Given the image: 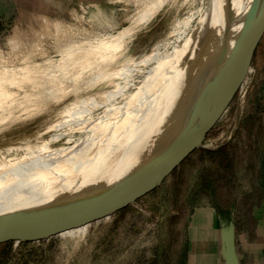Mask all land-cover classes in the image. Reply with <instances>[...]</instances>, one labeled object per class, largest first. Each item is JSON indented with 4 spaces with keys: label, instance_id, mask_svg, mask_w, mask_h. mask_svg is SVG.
<instances>
[{
    "label": "rangeland",
    "instance_id": "374dc122",
    "mask_svg": "<svg viewBox=\"0 0 264 264\" xmlns=\"http://www.w3.org/2000/svg\"><path fill=\"white\" fill-rule=\"evenodd\" d=\"M143 1L0 0V70L37 63L50 73L47 59L57 64L68 53L117 33ZM221 1L222 9L217 8ZM221 1L165 0L158 15L112 54L116 58L96 64L95 76L89 68L93 74L84 72L72 84V92L40 105L36 115L28 117L19 109L14 113L21 116L1 120L0 155L18 160L30 155L29 147L57 149L127 132L163 103L160 95L176 78V70L180 77L188 64L193 66L188 94H194L193 82L204 75L202 51L220 40L218 29L234 4ZM155 71L160 75L151 94L144 96L147 104L144 98L138 103L147 76ZM16 86L9 88L17 91ZM30 91L17 96L24 107L48 95L41 89ZM99 116L106 120L95 127L88 124ZM124 120L126 125L117 128ZM215 209L232 213L242 264H259L252 251L264 249V30L250 69L188 145L149 176L115 194L27 218L14 228L11 223L0 225V264H196L195 251L201 247L194 246L193 217Z\"/></svg>",
    "mask_w": 264,
    "mask_h": 264
},
{
    "label": "bare ground",
    "instance_id": "6f19581e",
    "mask_svg": "<svg viewBox=\"0 0 264 264\" xmlns=\"http://www.w3.org/2000/svg\"><path fill=\"white\" fill-rule=\"evenodd\" d=\"M164 1L165 0H144L141 3V6L137 8V11L135 13L133 12V15L130 17L129 23L117 33L109 34L108 36L105 35L104 39L100 38L101 40L99 43L97 42L98 44L96 43L97 45L95 44L90 46L89 44L90 48L81 49L80 52L78 51L76 53H68L66 57H61L63 59L60 58L61 60H59L60 62L57 61V64L56 62L52 60L49 61L47 59V61L50 62L49 65L52 66V68L50 67V70H52L51 72L49 71L50 73H48V71L46 72L41 66L36 65L37 63H33L32 65L27 64V67L23 68L21 66V68L18 69L5 68L1 66L0 111L2 112H0V121H6V119L9 118L12 119L16 116L14 112L19 109L22 110V112L24 111L28 115V117L36 115L38 114V112H36V108L40 105L42 106V104L44 105L46 104V102L53 100H62L64 96H67L69 92H72V84L74 83L75 86V84H77V80L81 77H84V72L86 73L89 68H92L91 70L95 69L96 64H98L101 59L107 57L109 59L112 54L120 50V48L124 45L126 39H128L137 31L139 32L142 27L146 26L150 21H152V19H154L162 10ZM230 1V3L234 2V4L232 3L233 5L230 6L231 8L229 9V11L227 10L228 12L225 15L226 21L223 24V28L218 29V31H221L220 40L218 38V42L209 45V47H207L208 49L202 51L201 55H203L204 58L202 60L200 59V61L205 62L203 63L205 67L203 68V71H201V73H204V75H200L199 78H196V80L193 82L196 84V90L194 94H188V87L190 85V81L192 80L189 70L190 67H193L191 66V64H188L185 65L182 71L179 73L180 77H178L179 71L176 70L177 76L176 74L175 76L172 75L173 79L175 77L176 78L174 80L172 79L173 81L171 82V84H169L170 86L168 85L169 87L167 88V90L165 89L166 86L163 87V89H165L166 91H164V93L162 94L160 93L161 95L159 94L161 97L158 96L161 99H164L163 103H161L151 113L142 117L140 121H138L136 125H134L127 132L118 134H104L105 136L102 135V137L100 136L99 139L93 138L94 140L87 144L71 145L60 147L57 149H39L37 147H34V149L32 150V148L29 147L28 150H31L30 155H22L18 160L15 158V156L0 155V194L9 195L8 193H10V191H17L19 190V188L25 186H44V188H47L51 185H55L56 183L61 182L64 185H69L73 181L89 179L107 171L114 166L124 164L134 158L137 154H139L151 141H153V139L158 134H160L171 123V121L180 119L183 115L195 108L199 103L201 104V102L206 99V97L209 95V93L217 83L227 54L229 53L233 43L237 39L240 27V19L245 12L246 0ZM220 3H222V1L218 2L219 5H217V8L222 7V4ZM214 8L213 11L217 10L216 8L214 10ZM227 8H229V6H227ZM213 16L211 18H213ZM206 21V23L210 22V20ZM206 27L207 26H205V28ZM205 30H203V35L207 38V35L209 33ZM97 41H99V39ZM113 57L115 56L113 55L112 58ZM108 59H105V61ZM110 60L107 62H110ZM109 65H111V62L109 63ZM100 66L102 67L100 68L103 69L104 65L100 64ZM107 67H109L108 64ZM56 69H58V71ZM101 69H99L98 71H100ZM174 69L175 68H173V70ZM191 70L194 71V68H192ZM95 71L97 70L95 69ZM93 72L91 71V73H88L87 71V74H93ZM174 72L175 70L173 71V73ZM198 72H196V75L201 74H198ZM96 73L94 72L93 76H95ZM158 73L159 72L155 71V73L152 72L149 76H147L146 82L141 88V93L139 92V97H137L138 103H142V99L144 98V96L146 98L149 93L148 91H150L151 88L154 87L153 85H155V83L157 84L156 80L157 77H159L157 75H160ZM196 75H194V77ZM172 76H169L170 79H168V83L171 81ZM16 78L18 79V82L14 81L17 80ZM19 79L21 81H19ZM80 80H78V82ZM151 83L153 84L148 87ZM193 83H191V85ZM203 84H206L207 87H204ZM13 85L18 86H16L18 88L17 91H14L15 89L11 88ZM9 86H11V89L9 88ZM32 88L35 91L38 89L44 90L46 93H48V95H40L34 98V100H32L29 105H26L24 107L23 104H20V98H17V96L20 92H23L25 95H29ZM154 90L156 89H153V91ZM148 97L150 98V95ZM145 98L144 101L147 104ZM151 98L155 100L154 96H151ZM135 105H137V103ZM143 108H145V105ZM20 114L18 115L21 116ZM105 120V116L101 117L98 120H95L94 118L92 121H89L88 124L92 127H95L103 123ZM121 120H123V118ZM113 125H111V127ZM125 125L126 122L124 120L120 122V125H116V127L118 128ZM116 149H119V151L121 150V152H118L116 155L111 154L112 151H116ZM15 160H17V162H15ZM9 196L10 198H12V200L15 198L14 194H11Z\"/></svg>",
    "mask_w": 264,
    "mask_h": 264
},
{
    "label": "water",
    "instance_id": "95a60500",
    "mask_svg": "<svg viewBox=\"0 0 264 264\" xmlns=\"http://www.w3.org/2000/svg\"><path fill=\"white\" fill-rule=\"evenodd\" d=\"M239 24L237 39L227 54L217 83L201 104L171 121L139 154L124 164L69 185L61 182L47 188L25 186L8 193L15 195L13 200L9 195L0 194V225L11 223L13 227L27 218L54 214L115 194L143 180L174 157L223 106L250 69L255 47L264 30V0H246ZM233 264L238 263L234 261Z\"/></svg>",
    "mask_w": 264,
    "mask_h": 264
},
{
    "label": "crops",
    "instance_id": "0c3cea01",
    "mask_svg": "<svg viewBox=\"0 0 264 264\" xmlns=\"http://www.w3.org/2000/svg\"><path fill=\"white\" fill-rule=\"evenodd\" d=\"M196 264H242L239 249H236L234 218L229 210L203 211L194 215L192 220ZM258 263L264 264V249L252 251Z\"/></svg>",
    "mask_w": 264,
    "mask_h": 264
}]
</instances>
